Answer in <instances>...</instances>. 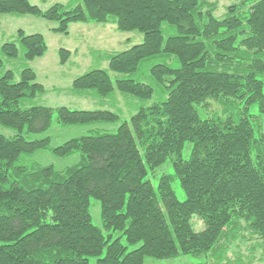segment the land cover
Returning <instances> with one entry per match:
<instances>
[{
    "label": "trees",
    "instance_id": "obj_1",
    "mask_svg": "<svg viewBox=\"0 0 264 264\" xmlns=\"http://www.w3.org/2000/svg\"><path fill=\"white\" fill-rule=\"evenodd\" d=\"M216 5L82 0L42 10L30 0H0V14L56 21L59 33L70 23L98 22L143 35L109 54L114 80L93 69L71 83V91L102 102L118 93L136 100L127 119L110 109L22 106L44 91L35 72L24 67L17 80L11 70L0 76V126L14 131L0 132V264H144L182 255L228 264L229 243L264 242V0H237L220 17ZM17 37L1 46L4 56L17 57L18 45L26 61L46 51L41 33L19 29ZM69 56L59 50L61 64ZM213 102L220 108L210 109ZM53 121L92 127L55 146L50 136L30 138ZM117 122L113 131L98 126ZM36 151L78 159L63 169L27 162ZM166 162L172 173L154 186L149 175ZM92 199L100 226L90 216Z\"/></svg>",
    "mask_w": 264,
    "mask_h": 264
},
{
    "label": "rangeland",
    "instance_id": "obj_2",
    "mask_svg": "<svg viewBox=\"0 0 264 264\" xmlns=\"http://www.w3.org/2000/svg\"><path fill=\"white\" fill-rule=\"evenodd\" d=\"M215 1L217 3L215 15L221 16L225 12V7L237 0H206ZM31 3L39 6L42 10L48 8L54 3H60L65 9H71L82 0H30ZM56 21H49L41 17L29 14H0V57L3 59V65L0 68V76L6 71L11 70L14 73V80L19 78V73L24 67H30L36 74V82L44 87V91L38 93L32 100L25 101L22 106L45 105L52 108L58 106H66L70 109H110L119 112L122 118H126L133 112L136 100L131 97L115 94L112 102L109 100L101 101L99 97L93 94H79L71 91V83L73 79L83 73L93 69L108 70L112 79L117 76L109 70L108 57L109 54L120 52L130 48L135 44L142 42L143 35L137 31H119L113 23L98 22H76L68 25L67 33H59L53 31L57 26ZM21 29L25 34L41 33L46 42V51L40 57L26 61L23 59V49L18 45L19 53L15 58L4 56L1 52V46L6 42H15L17 44V31ZM66 49L70 51L68 60L61 64L59 62V50ZM145 73V70L143 71ZM219 103L213 102L208 107L210 109H219ZM119 125L117 123L99 124L102 128L115 130ZM90 126L73 125L69 127H61L55 121L42 134L32 135L30 138H38L50 136L51 145L55 146L62 142L84 135ZM0 132L6 136H12L14 131L0 126ZM27 157L26 161H36L41 165H53L56 169L75 163L78 159L77 154L68 157H56L47 151H36ZM162 173H172L170 162L157 167L153 175H149V180L156 186L157 177ZM173 190L178 198L182 201L185 196L178 181L172 182ZM90 216L93 224L100 226L101 220L99 215V204L95 200L90 201ZM191 223L196 231L203 229V223L196 216L191 217ZM104 234L106 232L104 231ZM118 233H114L116 237ZM248 237V236H247ZM246 240H237V243H243L241 250L244 258H249V251L254 250L255 261L264 264V242H259V248L253 244H257L250 237ZM256 240H259L255 237ZM250 240V241H249ZM123 241V240H122ZM255 242V243H254ZM263 245L261 247L260 245ZM251 248H250V247ZM90 264H94V260H90ZM144 264H208L203 257H195L191 255H182L169 259H153L146 258Z\"/></svg>",
    "mask_w": 264,
    "mask_h": 264
},
{
    "label": "crops",
    "instance_id": "obj_3",
    "mask_svg": "<svg viewBox=\"0 0 264 264\" xmlns=\"http://www.w3.org/2000/svg\"><path fill=\"white\" fill-rule=\"evenodd\" d=\"M241 245H243V243H237V240L233 241V243H231V244L229 243V246H227L228 247L227 250H229L227 256L230 257V263H228V264H240V262L233 256L235 253H236V255L241 256L240 261L242 264H260V263H262V262H259V260H258V262H256L255 259H253V260H250L249 258L245 259L241 250L237 249V248L241 247ZM204 259L207 261L208 264H226L224 259L221 261H219L218 259L213 258V257L204 258Z\"/></svg>",
    "mask_w": 264,
    "mask_h": 264
}]
</instances>
